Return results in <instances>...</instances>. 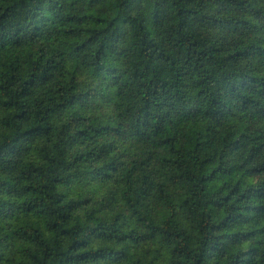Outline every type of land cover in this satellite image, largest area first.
I'll return each mask as SVG.
<instances>
[{
    "label": "trees",
    "instance_id": "16d2710c",
    "mask_svg": "<svg viewBox=\"0 0 264 264\" xmlns=\"http://www.w3.org/2000/svg\"><path fill=\"white\" fill-rule=\"evenodd\" d=\"M0 264H264V0H0Z\"/></svg>",
    "mask_w": 264,
    "mask_h": 264
}]
</instances>
